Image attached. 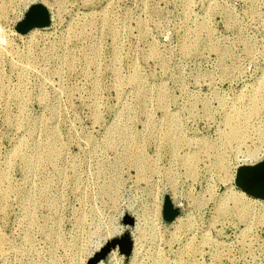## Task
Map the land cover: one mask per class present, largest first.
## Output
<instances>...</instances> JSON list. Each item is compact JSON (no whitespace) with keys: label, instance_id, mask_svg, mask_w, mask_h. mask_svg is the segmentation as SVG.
<instances>
[{"label":"rangeland","instance_id":"obj_1","mask_svg":"<svg viewBox=\"0 0 264 264\" xmlns=\"http://www.w3.org/2000/svg\"><path fill=\"white\" fill-rule=\"evenodd\" d=\"M1 6L0 264H264V210L222 196L264 160V0Z\"/></svg>","mask_w":264,"mask_h":264},{"label":"bare ground","instance_id":"obj_2","mask_svg":"<svg viewBox=\"0 0 264 264\" xmlns=\"http://www.w3.org/2000/svg\"><path fill=\"white\" fill-rule=\"evenodd\" d=\"M1 12L2 13L5 12V6H1L0 13ZM103 19H105V18H103ZM109 22L110 21L108 20V23ZM112 27L113 26H111V28ZM33 31H35V30H33ZM4 48L5 47H3L2 44H1V42H0V53H2L5 50ZM128 81L129 82H132V83H137L138 76L136 74H133V75H131L128 78ZM159 96H160V100L163 101V94H160ZM257 96H260L259 98H261V103H264V91H263V89H261L260 90V94L259 95L256 94L254 96V98L258 99ZM258 100H256V101H258ZM256 101L253 100V103L256 102ZM253 105H255V107L252 108L251 111L249 110V112H252V111L255 110L254 114H256V112H257L256 111V109H257L256 103L253 104ZM244 119H247V118H243V120ZM244 123H245V121H244ZM227 127L228 128H227L226 132H224L225 134L223 133L224 134V137L223 138L225 139V141H227V142H229V141L230 142L237 141L238 142V141H242L245 138L244 127L242 125H239V122L238 121H235V119L234 120L228 119V121H227ZM173 135L174 134L167 133L166 134V137H165V140H167V141H174L175 137H173ZM120 136L123 138V141L124 142H129V143L130 142H132V143L133 142H138V141H135V139L133 138L134 136L131 137L132 135H129L127 133L121 132L120 133ZM41 154L44 157L49 158V159H56V158H58L59 152L54 148V145H53V142H52V138H51V140L49 139L47 141V143H45L42 146ZM252 154L253 153H251L250 156H253ZM127 156H128L129 163L133 164L141 172H144L145 162H144V155L142 154V151L129 150ZM34 157H35L34 155H31V156L21 155L23 165L25 167H27V168H32L33 166L36 167L37 164H38V159L36 157L35 158ZM180 160H181V162L183 164L189 166L193 162V160H195V158H194V155L192 157L182 156V157H180ZM215 163H216V165H217V167L219 169H221V170H223L225 172V170H226V163H225V159L224 158H222V157L217 158ZM0 177H1L0 179L3 178L2 175H0ZM262 178L264 180V175L262 176ZM116 184L117 183L115 182L114 185H116ZM112 188H110V190H112ZM222 196L223 197H228L229 199H231L233 201L234 208H236L237 210H240L241 208H244L245 209L246 208V204H247L246 202L251 203V205H253V206H257L258 209L264 210V201L262 200V198L261 199H258V197L250 198L246 194V191L245 190H237V189L234 190V189L231 188V186H228L226 188V190L224 191V193H223ZM248 198H250V199H248ZM0 241H1V237H0ZM163 263H164V261H163Z\"/></svg>","mask_w":264,"mask_h":264},{"label":"water","instance_id":"obj_3","mask_svg":"<svg viewBox=\"0 0 264 264\" xmlns=\"http://www.w3.org/2000/svg\"><path fill=\"white\" fill-rule=\"evenodd\" d=\"M40 10L41 7H33L31 12ZM31 17V16H30ZM46 21V14L42 11L41 22ZM30 23V22H29ZM28 24V22H27ZM264 175V160L252 167H243L237 172V179L239 186L247 191L250 195L257 196L264 199V180L262 176ZM163 215L165 218H171L173 212L171 211L168 203L166 202L163 208ZM119 245L120 251L122 253L129 254L132 250V243L130 239L122 240H111V245Z\"/></svg>","mask_w":264,"mask_h":264}]
</instances>
